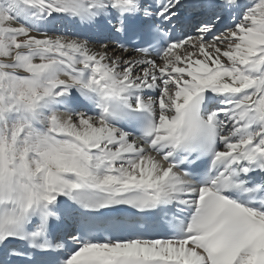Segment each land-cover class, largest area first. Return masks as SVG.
Returning <instances> with one entry per match:
<instances>
[{
    "label": "snow or ice",
    "instance_id": "snow-or-ice-1",
    "mask_svg": "<svg viewBox=\"0 0 264 264\" xmlns=\"http://www.w3.org/2000/svg\"><path fill=\"white\" fill-rule=\"evenodd\" d=\"M0 264H264V0H0Z\"/></svg>",
    "mask_w": 264,
    "mask_h": 264
}]
</instances>
